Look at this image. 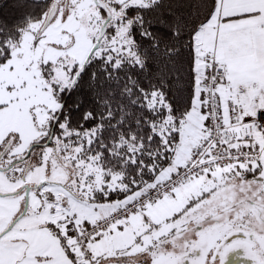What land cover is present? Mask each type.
<instances>
[{
    "label": "snow or ice",
    "instance_id": "6c2138e0",
    "mask_svg": "<svg viewBox=\"0 0 264 264\" xmlns=\"http://www.w3.org/2000/svg\"><path fill=\"white\" fill-rule=\"evenodd\" d=\"M0 264H264V0H0Z\"/></svg>",
    "mask_w": 264,
    "mask_h": 264
}]
</instances>
